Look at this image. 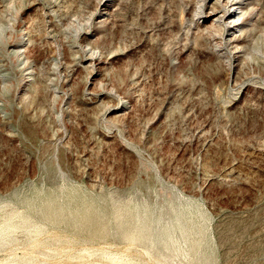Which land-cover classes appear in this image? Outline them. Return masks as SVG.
Listing matches in <instances>:
<instances>
[{"label": "rangeland", "instance_id": "obj_1", "mask_svg": "<svg viewBox=\"0 0 264 264\" xmlns=\"http://www.w3.org/2000/svg\"><path fill=\"white\" fill-rule=\"evenodd\" d=\"M240 1L229 30L222 0H0V264H264Z\"/></svg>", "mask_w": 264, "mask_h": 264}, {"label": "bare ground", "instance_id": "obj_2", "mask_svg": "<svg viewBox=\"0 0 264 264\" xmlns=\"http://www.w3.org/2000/svg\"><path fill=\"white\" fill-rule=\"evenodd\" d=\"M224 4H226L227 8L222 10V13L220 15H216L213 19H219V20H222L223 18L224 19H228L227 20V24H228V29L229 30H233L234 27H236V18H237V13H238V10L240 9L241 10V7H240V3H242L240 0H222ZM214 15V14H212ZM207 18L211 16L210 13H208L207 15ZM215 21V20H214Z\"/></svg>", "mask_w": 264, "mask_h": 264}]
</instances>
